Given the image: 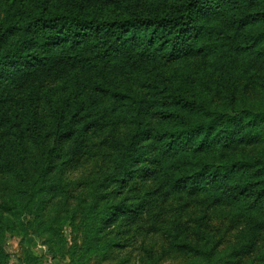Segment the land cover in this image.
Returning <instances> with one entry per match:
<instances>
[{
    "label": "rangeland",
    "instance_id": "374dc122",
    "mask_svg": "<svg viewBox=\"0 0 264 264\" xmlns=\"http://www.w3.org/2000/svg\"><path fill=\"white\" fill-rule=\"evenodd\" d=\"M42 5L4 0L0 22L6 13L25 22ZM46 5L54 8L51 2ZM14 37L17 42L31 39L27 30ZM28 48L36 52V46ZM114 72L117 85L130 86L150 106L146 119L152 125L160 99L146 86L150 75L178 85L184 78L182 85L192 84L199 99L212 107L224 105L230 90L238 106L264 104V60L256 51L175 64L126 61ZM97 80V75L63 70L43 72L5 90L0 85L1 264H27L25 259L28 264H264V225L251 238L258 216L242 213L217 193H173L166 185L170 166L187 168L199 157L261 156L264 143L239 141L207 154H182L168 163L156 143L142 141L140 163L131 158L124 163L123 148L115 150L113 143L128 141L133 128L126 119L133 118L134 106L104 97L93 84ZM54 109L61 113L59 124ZM36 124L56 157L42 190L26 207L23 173L36 179L42 166V142L31 130ZM118 205L122 210L110 219L104 209ZM117 216L119 222L110 224ZM92 239L93 250L88 249ZM109 241L119 246L109 247ZM192 248L207 251L209 258L196 256Z\"/></svg>",
    "mask_w": 264,
    "mask_h": 264
},
{
    "label": "trees",
    "instance_id": "16d2710c",
    "mask_svg": "<svg viewBox=\"0 0 264 264\" xmlns=\"http://www.w3.org/2000/svg\"><path fill=\"white\" fill-rule=\"evenodd\" d=\"M50 2L54 8L46 5ZM39 3L43 4L41 9L33 8L25 22L14 21L7 13L0 22V85L4 84V90L48 71L97 75L100 80L93 83L97 92L114 101H131L134 106L133 118L126 119L133 128L128 141L113 143L115 150L123 148L124 163L129 158L133 164L140 163L138 145L142 141L156 143L170 163L182 154H207L239 141L264 143V104L238 106L230 90L224 105L212 107L199 99L192 84L182 85L184 78L178 85L150 75L146 86L160 99L154 105L157 123L152 125L146 119L150 106L142 104L143 98L130 86L117 85L115 76L119 74L114 72L126 61L175 64L252 51L264 60V0H36V5ZM23 30L31 39L15 41L14 36ZM33 45L35 53L28 51ZM54 114L59 124L61 113L54 109ZM31 130L42 142V166L36 179L23 173L26 207L33 205L56 157V151L46 148L47 136L42 129L36 124ZM194 164L167 168L169 190L217 193L225 202L241 207L242 213L258 216L253 238L254 231L264 225V155L226 161L199 157ZM116 209L122 210L121 205L104 210L112 219ZM137 218L131 224L138 222ZM117 222L118 216L109 223ZM92 244L93 239L88 249H94ZM107 244L119 246L113 241ZM192 249L197 250L196 256L209 258L207 251ZM25 261L28 264V259Z\"/></svg>",
    "mask_w": 264,
    "mask_h": 264
}]
</instances>
